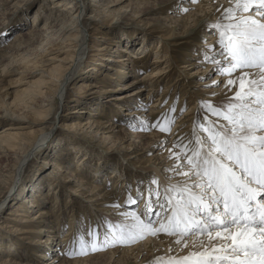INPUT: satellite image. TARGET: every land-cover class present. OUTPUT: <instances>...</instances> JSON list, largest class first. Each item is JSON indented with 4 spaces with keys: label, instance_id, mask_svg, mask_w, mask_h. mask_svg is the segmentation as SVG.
Returning a JSON list of instances; mask_svg holds the SVG:
<instances>
[{
    "label": "rangeland",
    "instance_id": "obj_1",
    "mask_svg": "<svg viewBox=\"0 0 264 264\" xmlns=\"http://www.w3.org/2000/svg\"><path fill=\"white\" fill-rule=\"evenodd\" d=\"M103 1L112 2L113 0ZM79 2L88 5L91 0H79ZM229 3L234 4L229 0H220V2L219 0H195V2L194 0H122L113 6L108 4L111 11L106 12L105 5L99 4L101 7H96L98 8L95 10L96 12L89 10L83 14L85 23L80 22L79 28L83 30L85 24L88 37L84 46L85 52L80 60L81 66L72 77L71 83L69 82L67 93L65 92V96H67L63 98H60V95L51 97V104L47 103L44 106L45 109H48L47 114L38 112L36 109H26L25 111V109L13 108L17 113L13 118L0 110V133L10 123H16L18 127H29L30 121H32L35 124H31L29 128L17 130L24 133L28 139L43 133L49 144L45 150L40 149L30 156L28 154L25 161L23 160L28 150L27 146L20 150L0 147V242L2 241L3 245V248L0 249V264H46L53 256H58L57 254L61 259L53 264H60L62 259L72 261L89 258L95 254L115 251L114 249L117 248V250H122L131 247L134 243L137 245L154 239V236L150 238L147 234L144 238L133 243H109L107 246L103 243L106 233H110L118 227L131 225L133 222V218H129L128 215H124V217H128L124 220L115 218L120 216L117 214L120 208H128L138 214L146 223L149 222L152 215L153 218L150 222L153 227L159 228L158 223L162 222L161 219L171 215L166 199L172 193L166 195V189L170 186L166 187L165 181L172 184L187 182L186 179H182L183 176H179L178 165L171 169L168 165L166 166L169 162L165 160H171L165 154L167 147L170 144V150L180 153L179 156L183 158L185 152H188L185 145L188 148L194 147L197 135L207 137V133L200 127L201 125L208 127L210 122L224 123L223 118L213 115L204 102L210 101L214 107L226 108L238 87L231 86L230 91H221L223 83L219 86L213 85V81H222L216 75L225 76V74L218 70L217 65L205 59V55L214 56L217 61H220L222 67H227V60L220 55L223 52V48L219 44L220 29L213 28L212 25L229 23L226 18L227 14L223 10ZM57 4V0H20L16 4L11 3L10 6H5L6 10L10 8L7 14L0 19V47L10 44L16 36L21 34L20 38L24 39L21 40V43L23 42L22 44L28 47L21 50L24 56L32 58L35 54L34 46L40 42L49 49L39 60V67L31 70L19 62L22 55L18 56V52L13 55L12 52L6 55L0 53L1 105L6 100L13 102L20 99L21 91L28 86V83H34L43 78L38 73L39 71L57 68L56 65L65 56H69V59L66 60L67 63L63 64L64 66L69 65L73 59L72 56L76 58L79 46L76 47L74 41L72 43L62 40L63 33L60 35V31L52 35L51 30L55 28L52 27V23L47 25L46 32L43 34L46 37L43 36L42 39L40 36L29 38L25 35L30 28L36 32L43 30V16L49 13V10L53 9L55 13H64L61 7L56 6ZM251 14L255 15L254 12ZM33 18L35 26H31ZM57 28L58 26L55 29ZM99 32L111 34L116 37L115 39L122 38L121 42L125 47L122 46L121 50L125 49L123 54L128 58V67L131 70L126 73L127 75L121 74L124 75L123 77L120 75L117 92H109L106 94V98H103V104H109L110 99L108 98L114 97V94L124 95L127 97L125 100H128L124 109L115 107V110L111 111L105 108L103 115L99 116L103 119H111L112 122L120 125L119 128L112 127L109 133L110 137L92 130H79V127H75L78 124L82 126L87 117L92 116V113L99 112L96 100H101V94L98 88L111 85L113 82L109 79L108 83L100 85L99 81L105 78L104 71L97 77L88 76V78H83L80 71L92 63L90 60L97 54H105L106 57L114 56L112 55L115 53H113L114 50L110 49L112 42L97 38V35H101ZM213 35L217 40H210ZM74 36V33L69 34L70 38H74ZM183 40L187 42L177 44ZM70 46L73 48L67 54ZM103 46L106 49L97 50ZM168 52L171 55L169 58L172 57L171 68L166 73L168 77L159 81V84L150 90L155 79L148 80L145 77L153 69L152 66L145 68L141 63H138L140 67L134 68V64L138 65L137 62L145 60L148 65L167 66L165 63L170 59L157 63L155 60L161 59L157 57L158 55L169 56ZM109 61L112 60L109 59ZM113 61L115 64L116 60ZM192 62L197 64L190 65ZM201 69L203 72L192 74L195 70L201 71ZM112 71L113 74L117 73ZM242 71L255 72L254 69H237L231 76ZM83 82L86 83L82 84ZM226 91L228 95H226ZM152 92L154 93L152 94ZM213 93L217 95H213ZM158 98L160 106L156 108V112L151 113L149 109ZM86 99H89L88 103L84 101ZM81 100L83 102H80ZM114 102L111 104L115 105ZM190 107L194 109L191 114L192 120L189 122L184 117ZM82 109L84 112H77ZM39 110L43 111V108ZM166 118L173 121L170 131L162 132L159 126L154 127L157 122L163 125ZM184 121L182 130L178 131L176 127L183 124ZM176 131L178 132L175 133ZM151 133H156V136H147ZM140 135L146 136L141 137ZM162 139H166L165 142ZM48 158L60 162L61 170L48 164ZM19 163H23L24 166L21 168ZM174 168L176 171L172 170ZM64 170H69L73 175L79 177L83 176L82 178L85 177L88 182L95 184L104 182L106 191H111L110 195H115L116 203L113 202V205L116 206L109 207L110 210L106 212L96 211L98 206L95 204L98 202L90 201V188L84 185L74 192L78 183L74 181V178L65 180ZM187 170V164L185 168L180 169V171ZM111 175H116V177L108 180ZM154 180L158 181V184L153 183ZM37 188L42 197L34 195ZM28 190L33 192L30 195H34L35 203L39 202L40 205L30 208V204L23 200L26 196L25 192L28 193ZM130 200H135L136 203H130ZM23 204L27 209H30L29 215L31 216L38 215L39 210L43 208L53 212V216L50 215L47 218L49 223L47 225L57 224L54 229L55 231L57 229L56 240L58 241L56 250L46 251L47 257L41 256L43 254L41 252H44L46 248L39 245L40 242L37 244L32 240L38 234H25L20 230L23 228L22 225L30 223L25 222L23 216L15 215L12 211L16 212ZM74 209L76 214L73 213ZM145 211L149 213L147 219ZM73 215L77 216V219L71 225V220L76 218H72ZM58 216L59 219H57ZM42 225L43 222H40L37 226ZM17 227L19 229H16ZM48 234L44 233L42 237L46 240ZM158 234L163 235L164 240H169L166 237L170 236L164 232ZM94 238L98 248L96 251L91 248ZM191 238V236L185 237V239ZM63 239H67V242L65 241L63 246L64 254L62 255L58 249H60V241ZM13 243L16 246H13ZM149 254L151 253L145 252L139 260H135L133 257L127 261H118L119 257L110 259L108 256H102L83 264H153L158 258L164 261L163 257L170 255L168 251L162 254L160 252L155 256L151 254L152 258L140 262L141 259L148 258ZM182 254L186 255V253H171V257L179 258L183 256Z\"/></svg>",
    "mask_w": 264,
    "mask_h": 264
},
{
    "label": "snow or ice",
    "instance_id": "obj_2",
    "mask_svg": "<svg viewBox=\"0 0 264 264\" xmlns=\"http://www.w3.org/2000/svg\"><path fill=\"white\" fill-rule=\"evenodd\" d=\"M225 11L229 23L212 27L220 29V55L227 67L214 56L206 54L205 59L227 76L237 69H254L255 78L243 71L226 83L213 81L225 88L238 83V90L226 108L204 102L224 123L201 125L207 137L197 135L194 147L184 146L190 152L183 157L188 170L178 174L187 182L166 189V195L172 193L166 199L171 212L167 221L155 228L131 213L133 223L106 233L105 246L133 243L149 233L164 232L177 236V244L184 241V247H188L185 237L189 236L206 237L208 243L199 240L203 250L169 257L166 262L158 258L156 264H264V0H235ZM172 122L166 118L163 125L157 122L154 127L170 131ZM91 248L98 250L95 238Z\"/></svg>",
    "mask_w": 264,
    "mask_h": 264
},
{
    "label": "bare ground",
    "instance_id": "obj_3",
    "mask_svg": "<svg viewBox=\"0 0 264 264\" xmlns=\"http://www.w3.org/2000/svg\"><path fill=\"white\" fill-rule=\"evenodd\" d=\"M18 1H20V0H0V19L3 18V16H5L7 14V11H9L10 7L6 10L5 6L8 7V5L11 4V3L16 4ZM119 1H122V0H113L112 2H110V1H106L105 2L103 0H91V2L88 3V5H86V3H80L79 0H77V1L76 0H69V1H67V0H57L58 4L56 6L59 7V8L61 7L62 8L61 10H63L64 13H60V12L57 13L56 12L57 13L56 14L53 11V9L49 10V13H47L46 15L43 16L44 17V24H43V27H42L43 30H41L40 32H36V31H33L32 28H30L26 32L25 35H27L29 38H33L35 36L36 37L40 36L41 39H42L43 36H44L43 34H45V32H46L45 30L48 27L47 25L52 23V27L56 28V26H58L57 29L54 28L53 30H51L52 31V35L58 33V31H60V33H59L60 35H61V33H63L62 40L66 41V42H72V43L74 41L75 44H76L75 46L76 47L79 46V48L77 50L76 58H74V56H72L73 59L69 63V65L68 66H66V65L64 66L63 64L67 63L68 61L66 62V60L69 59V56H65L62 59V61L58 62V64L56 65L57 68L44 69V70L39 71L38 73H40L41 77L43 76V78L41 80L37 81V82L30 83V84L28 83V86H26L25 88L22 89L21 98L20 99H17V100H15L13 102H8L6 100L4 102V104H2V105L0 104L1 112H3L5 115L12 116L13 118H15L16 115H17V113L13 110V108H18L20 110H24L25 109V111H26V109H32V110L36 109V110H38V112H43V113L46 112V114H47L48 113V109H45L44 106L47 103L51 104V97H54L56 95L57 96L60 95V98L66 97L67 95L65 96V92L67 93V91H68L69 82L71 81L72 77L76 74V72H78L77 69H79V67L81 66V64H80L81 61L80 60L82 59V54H84V52H85L84 46L86 45V40H87V37H88L87 36L86 26L84 24L83 30H81V28H79L80 22L83 23L84 20H85V19H83V14L86 13L87 11H89V10H92V11L94 10L95 11L96 9H98L96 7L100 6L99 4L105 5L104 10H107L106 12H108V10L111 11L110 7H108L109 6L108 4H110V6H113L114 4L118 3ZM229 1L233 2L235 4V0H229ZM219 2H220V0H219ZM234 4L233 5H231L230 3L227 4L226 8L223 9L224 13L227 14L225 10L227 8H229V7L234 6ZM3 11H5V12L3 13ZM31 23H32L31 26H35L34 25L35 24L34 23V18L32 19ZM98 30H100V29H98ZM73 33L75 34L74 38H70L69 34H73ZM99 33L101 35H97V38H101L103 40H106V41L108 40V41L112 42V44H111L112 46L110 47V49L114 50L113 53L114 52L115 53L112 54L114 56H112L113 57L112 58V57H106L105 54H97V55H95V57H93L90 60V61H92V63H90L89 65H86L80 71L82 72L81 74H82L83 78H88V76L97 77L102 71H104L105 78L99 81V83H101L100 85H102L103 83H108L109 79H111L113 82L111 83V85H108V86H105V87L104 86H102V87L99 86V88H98L100 90V94H101L100 99L102 100V101L101 100H96V102L98 103V108L100 109L99 112L92 113V116L87 117L85 122L82 123V126L80 124H78L75 127L76 128L79 127V130H81V129H83V130H92V131H95L96 133H102V134L106 135L107 137H110L111 135H109V133L111 132L112 127L119 128L120 125L116 124L115 122H112L111 119H103V118H101L99 116L103 115V110L105 108H108L111 111H114L115 107L118 108V109H124V107L128 103V100L127 101L125 100L127 97H125L124 95H116V94H114V97L108 98V99H110L109 100L110 101L109 104H105V103L103 104V98H106L105 96L109 92H117L116 90H118L117 87L119 86L118 82L120 81V75L121 74L127 75L126 73H129L131 70H129V67H128V64H129L128 58L126 57L125 54H123L125 49H123V51L121 50L122 46H123V44L121 42L122 38L121 39L119 38L120 39L119 40V39H115L116 37H113L111 34H106V33H101V32H99ZM22 36H24V35H22ZM20 37H21V34L16 36L14 38V41H12L10 44L0 47L1 55H6L9 52H12L11 54L13 55V54L18 52V54H19L18 56L22 55L20 57V59H19V62L21 64H23V66L25 68L30 69V70L31 69H37L39 67V63H38L39 60L44 56V54L46 53V51L49 48H45L42 42H40V43L37 42L38 44H36V46H34V51H35L34 52L35 53L34 56L32 58H30V57L28 58V57H26V55L24 56L23 53L21 52L22 48H24V47L26 48L27 45L25 46L24 44H22L23 42L21 43L22 39ZM44 37H46V36H44ZM211 37L212 38H210V40H214V41L217 40L215 35H213ZM185 42H187V41L183 40L181 42H178L177 44H181V43H185ZM210 44H212V43H210ZM144 46H147V45H144ZM123 47H125V46H123ZM72 48H73V46L69 47V51H68L67 54L70 53V50ZM104 49H106L105 46H103L102 48L97 49V50L98 51L99 50L102 51ZM30 50H32V49H30ZM19 52H21V53H19ZM116 53H117V55H116ZM210 54H212V53H210ZM101 55H103V56H101ZM168 55H169V52H168ZM15 56H17V55H15ZM170 56L171 55H169L167 57L161 56V55L157 56L158 58H161V59L155 60L156 63L157 62L167 61V59H170V60H168L165 63V64H167V66H164V67H160L161 64H154V65H150L149 64L148 65L145 60H141V62H137V64L141 63L142 67L145 66V68H150V66H152L151 68H153L152 70H150L146 74V77L144 76L148 80H150L151 78L155 79V81H153L154 85H152V88L150 90L153 89V86L156 87L157 84H159V81H161L162 79H165V78L168 77V74H166V73L169 72L168 69L171 68L170 67L171 66L170 61H171L172 57L169 58ZM109 59H111L112 61L116 60L115 61L116 63L114 64V61L113 62L109 61ZM195 64H197V63L196 62L190 63V65H195ZM135 67H140V66H139V64L138 65L134 64V68ZM208 67H209V65H208ZM111 69L116 71L117 73L113 74L112 73L113 71ZM210 69H212V68H210ZM199 72H203L202 69H201V71L200 70H195L192 74H195V73L198 74ZM242 72L236 73V75L233 76V77L232 76L231 77L230 76H226V75L225 76L216 75V76H217V78H220L223 82L226 83L227 79H229V78L237 79ZM248 72L250 73V76H249L250 79L255 77L254 76L255 72H252V71H248ZM171 73H172V70H171ZM142 81H144V80H142ZM84 83H86V82H83L82 84H84ZM87 84H89V82H87ZM92 84H94V83H92ZM94 86H96V85H94ZM235 87H238V83H237V85ZM230 88H232V87L225 88L224 84H222L220 89H221V91H223V90H227L228 91ZM227 91H226V95H228ZM153 93L154 92H152V94ZM217 93H218V91H217ZM226 97L228 98V96H226ZM92 100H94V99H92ZM159 100L160 99L158 98L157 101L152 103L151 109H149V110H151V113L156 112L155 111L156 108H158L160 106ZM84 101L87 102V101H89V99H86ZM80 102H83V100H81ZM111 102H114L115 105H112ZM41 108H43V111L39 110ZM118 109H116V110H118ZM193 109L194 108L190 107L188 112L186 113V117H184V119H187V121H189V122H190V120H192L191 114L193 112L192 111ZM77 112L78 113L79 112L82 113L84 111L82 109V110H78ZM87 112H88V110H87ZM117 122H119V121H117ZM31 124H35V123L30 121L29 127L31 126ZM184 124H185V121L180 126H177V127L175 126V127L179 131V130H182V127H183L182 125H184ZM29 127H18L16 123H10L7 126H5L4 129L1 131L2 133H0V134H4V135H0V147L6 148V149H9V150H13V149L20 150L21 148H24L25 146H27L28 150H27L26 156H25L23 161L26 160L28 154L30 156L33 153L35 154L40 149L41 150H45L46 147L49 146V144H48V141H47V137L44 138V134L43 133H39L35 137H33L32 139H28L26 136H24V133H21V132H19L17 130V129H20V128H29ZM178 131H176L175 133H177ZM140 136L141 137H145L146 135H140ZM147 136H149V137L150 136H156V133H151V135H147ZM157 136H159V135H157ZM165 140L166 139H162L163 142H165ZM59 150H62V149H59ZM165 154H167L166 155L167 158L168 157L171 158L170 161L169 160H165L166 162H169V163L166 164V166L168 165L170 167V169L173 168L174 166L178 165L179 166L178 169H179V172H180V169H183V168L186 167L187 161L185 159H183L182 157H180V156L178 158L176 155L177 154L179 155L180 153L172 152V150H170V144L167 147V150H166ZM53 160L54 159L48 158V160H47L48 164H52L55 169L61 170L62 165L60 164V162L53 161ZM20 164H21V168H22L24 166V164L23 163H19V165ZM64 174L66 176L65 180L68 181L69 179L72 180V178H74L75 180L74 179L73 180L78 183V186L76 185L77 187H75L74 190H73L74 192H75V190L80 189L84 185H87V187L90 188L89 189L90 194H91L90 195L91 196L90 201H92V203H93V201L95 203L98 202L96 204L94 203L95 205L98 206V208H96V211L100 210V211H103V212L105 211L106 212V211L110 210L109 207L116 206V205H113V202H115V199H114L115 195L114 194L110 195L111 191L110 192L106 191V187L104 186V182H99V183H96V184L92 183V182H88L85 179V177L82 178L83 176L79 177L77 175H73L72 172L69 171V170H64ZM114 177H116V175H111L108 178V180H111V178L114 179ZM182 179H185V177H182ZM113 181H115V180H113ZM86 182H88V183H86ZM165 182H166V185H167L166 187H169V186H172V185H183V184H180V183L172 184L169 181H168L169 183L167 181H165ZM113 185H115V183H113ZM22 189L24 190V186L22 187ZM31 189H33V188H31ZM38 191H40V190L37 188V190H35L34 195L37 194L40 197H42V194L40 195V193ZM25 193H26V196L24 197L25 199H23V200H26V203L30 204V208H31V206L40 205L39 202L35 203V201H34L35 198L33 197L34 195H30V194L33 193V192L31 193V190H28V193L27 192H25ZM49 194H50V192H49ZM52 194L53 193L51 192V195ZM169 194H170V192H169ZM58 197H60V196L58 195ZM56 199L59 200L57 197H56ZM25 204H23L24 206L21 205L22 207H20L19 210H16V212H14V211H12V212L15 215H18V216H21V217L23 216V220L25 222L30 223L29 225H22L23 228H20V230L22 232H24L25 234H38V236L32 238V240H33V242H35L37 244L40 242L39 245H41V246L43 245L46 248V250L44 252H41V253H43L41 256L42 257H47L46 251L48 250L50 252L51 250L52 251L56 250V245H57V241H58V240H56V238H57L56 237L57 229H56V231L54 229V227L57 224H55L54 226L53 225H47V224H49L48 221H47L48 220L47 218L50 217V215L53 216V212L48 210L47 208H43V209L39 210L40 213L38 215L31 216V215H29V212H31V211H30V209H27V207H25ZM118 210L119 211L117 212V214H119L120 216H118V217L116 216L115 218H119V219L122 218V220H124L125 218L132 217V216H130V214L133 213V211L128 210V208L127 209L126 208H120ZM73 213L76 214V210L75 209H74ZM144 213H145V216H146V219H147V216L149 215V213H148V211H145ZM124 215H128V217H124ZM136 215H138V214H136ZM74 217H76V218H74ZM72 218H74V219L71 220V225L76 222L75 219H77V216L73 215ZM57 219H59V216L57 217ZM40 222H43V225L42 226H37L38 224H40ZM126 222H128V221H126ZM54 223H55V221H54ZM16 229H19V228L17 227ZM44 233H49L46 240L44 239V237H42V234H44ZM165 234L168 235L167 233H165ZM148 235L150 236V238H152L154 236V239H149L146 242L139 243L137 245H136V243H134V244L131 245V247H128V248H125V249H122V250H117L118 249L117 248V249H114L115 251H111V252H107V253H100V254H97V255L95 254L94 256H91L89 258L74 259L72 261L66 260V259H62L60 264H81V263L83 264L84 262L87 263L88 261H90V260H92L94 258H97V257L99 258V257H102V256H108L110 259H113L114 257H115V259H117L116 257H119L118 261H127L128 259H131L133 257H135V260H139L145 252H149V253H151V254H153L155 256V255L159 254L160 252H161V254L165 253V251H168V253H170V255H167V256L163 257L164 261H167L168 258L171 257V253L172 254L186 253V255H183V254L182 255L183 256H187L191 252L203 250L202 247L199 244V240H204L205 244L208 243L206 237H200L199 239H197L196 237H192L191 236L192 237L191 239H185L187 241V243H188V247H184L183 246L184 241H182L180 244L176 243V240L178 238L177 236L169 235L170 237H166L169 240H164L163 235H160L158 233L156 234V236L152 235L150 233ZM25 238H30V237H25ZM66 240L67 239H65V240L63 239L62 241H60L61 245L59 246L60 249H58V251L60 250L59 252L60 253L62 252V255L64 254L63 253L64 252L63 251V246H64ZM194 241H195V246H194ZM212 243L215 244L216 241H213ZM12 245L16 246L15 243H13ZM189 246H192V247H189ZM157 247L161 248V251H159V248H157ZM2 248H3V245H2V241H1L0 242V249H2ZM162 250H165V251H162ZM151 254H149L148 258L141 259L140 262H144V260L152 258L153 255L151 256ZM57 255L58 256H53L47 262L48 263L51 262L49 264H53L57 260L61 259V257H59L60 255L59 254H57ZM156 261L153 262V264H156ZM48 263H46V264H48Z\"/></svg>",
    "mask_w": 264,
    "mask_h": 264
}]
</instances>
